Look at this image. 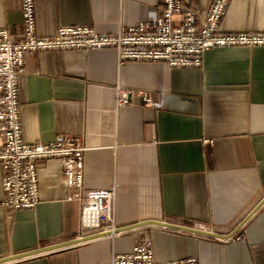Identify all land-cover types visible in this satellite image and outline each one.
<instances>
[{"label": "crops", "instance_id": "crops-1", "mask_svg": "<svg viewBox=\"0 0 264 264\" xmlns=\"http://www.w3.org/2000/svg\"><path fill=\"white\" fill-rule=\"evenodd\" d=\"M207 9L212 0H192ZM36 30L88 25L99 33L154 20L157 0H35ZM220 28L264 32V0H231ZM0 28L17 41L21 0H0ZM148 92L116 104L117 88ZM23 140L53 143L78 136L84 184L116 187L117 229L146 221L229 235L264 198V46L207 51L200 67L118 61L113 48L29 53L18 78ZM60 160L41 161L40 202L11 211L0 205V258L97 234L80 228L81 200L69 198ZM3 170L0 164V202ZM157 261L264 264V204L224 239L158 225L100 236L1 264H105L131 252L142 232Z\"/></svg>", "mask_w": 264, "mask_h": 264}, {"label": "built area", "instance_id": "built-area-1", "mask_svg": "<svg viewBox=\"0 0 264 264\" xmlns=\"http://www.w3.org/2000/svg\"><path fill=\"white\" fill-rule=\"evenodd\" d=\"M22 1L23 32L15 41L0 28V164L4 198L0 205L16 211L33 209L40 202L38 168L41 161L60 160L64 181L81 200L82 230L114 232L116 187L90 189L84 184V155L88 150L78 136L53 143H26L20 120L18 78L29 53L113 48L120 64L126 61L162 62L166 68L200 67L207 51L224 47L264 46V32L226 33L220 28L231 0H212L207 9L192 0H157L156 19L122 28L117 34L97 32L88 25L60 26L52 36L36 30L35 0ZM149 105L148 92L117 88L116 104L130 105L136 95ZM110 224V225H109ZM108 225V226H107ZM105 264H197L196 258L157 261L148 236L127 254H112Z\"/></svg>", "mask_w": 264, "mask_h": 264}, {"label": "water", "instance_id": "water-1", "mask_svg": "<svg viewBox=\"0 0 264 264\" xmlns=\"http://www.w3.org/2000/svg\"><path fill=\"white\" fill-rule=\"evenodd\" d=\"M264 204V198L263 200L248 214L246 215V218H244V220L235 228V230H233V232H231L229 235H221L218 234L216 232H212V231H208L206 229H202V228H195V227H188V226H181V225H174V224H169L166 222H158V221H146V222H141L138 223L136 225L133 226H127V227H123V228H119L116 229L113 233L117 234L120 232H124L127 231L128 229H133L136 227H140V226H144V225H158V226H162V227H166V228H174V229H179L182 231H186V232H191V233H195V234H199V235H204V236H209V237H216L217 238H224V239H229L232 238L235 233L257 212V210ZM112 232H101V233H97V234H92L89 236H85L81 237V238H76L74 240H70L67 242H63V243H59V244H54V245H50V246H46L43 248H39L37 250H32L30 252H24V253H20V254H15L13 256H9V257H5V258H0V264L1 263H5V262H10V261H14V260H19L25 257H29L35 254H38L39 252H47V251H52V250H56V249H60L66 246H70L73 244H77V243H81L90 239H94L100 236H107V235H112Z\"/></svg>", "mask_w": 264, "mask_h": 264}, {"label": "rangeland", "instance_id": "rangeland-1", "mask_svg": "<svg viewBox=\"0 0 264 264\" xmlns=\"http://www.w3.org/2000/svg\"><path fill=\"white\" fill-rule=\"evenodd\" d=\"M69 189V188H68ZM70 190V195H72V193H73V191H71V189H69ZM69 195V196H70ZM115 222V221H114ZM110 225V224H109ZM108 226V225H107ZM80 228H81V225H80ZM145 236H148V238H150V236H149V231H144V232H142V234H141V236H140V240H137L136 242H138V241H141V240H143L144 239V237ZM151 240V239H150ZM136 242H134V244L136 243ZM133 244V245H134Z\"/></svg>", "mask_w": 264, "mask_h": 264}, {"label": "bare ground", "instance_id": "bare-ground-1", "mask_svg": "<svg viewBox=\"0 0 264 264\" xmlns=\"http://www.w3.org/2000/svg\"><path fill=\"white\" fill-rule=\"evenodd\" d=\"M109 232V231H108ZM113 233V232H112ZM112 235H115L114 233Z\"/></svg>", "mask_w": 264, "mask_h": 264}]
</instances>
